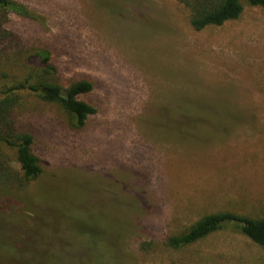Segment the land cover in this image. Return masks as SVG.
<instances>
[{"label":"rangeland","instance_id":"obj_1","mask_svg":"<svg viewBox=\"0 0 264 264\" xmlns=\"http://www.w3.org/2000/svg\"><path fill=\"white\" fill-rule=\"evenodd\" d=\"M15 1L31 16L0 12V92L44 51L97 112L78 127L19 94L14 129L42 173L24 179L0 143V264H264L232 226L167 242L210 213L264 218V7L196 31L177 0Z\"/></svg>","mask_w":264,"mask_h":264},{"label":"trees","instance_id":"obj_2","mask_svg":"<svg viewBox=\"0 0 264 264\" xmlns=\"http://www.w3.org/2000/svg\"><path fill=\"white\" fill-rule=\"evenodd\" d=\"M190 12V25L201 31L210 26H222L228 21L238 19L246 1L251 6L264 7V0H177ZM0 12L8 18L13 13L30 17L31 13L23 4L15 0H0ZM31 67L28 77L16 85L0 92V143L16 149V160L20 164L26 180L37 179L42 173L40 159L33 153V137L29 133H16L13 112L18 106L20 93L28 91L46 102L59 103L75 120L78 127L85 125L87 118L95 114L90 104L76 99L60 84L53 82V69L49 64V53L38 51L23 59ZM51 78V79H49ZM53 80V81H52ZM93 89L89 81L75 83L74 91L88 93ZM232 226L264 249V218L240 215L230 211L210 213L203 216L189 230L170 236L168 244L180 248L194 243L211 233Z\"/></svg>","mask_w":264,"mask_h":264}]
</instances>
